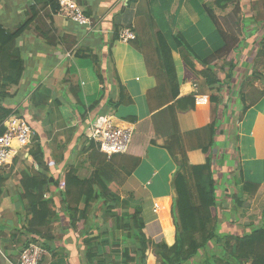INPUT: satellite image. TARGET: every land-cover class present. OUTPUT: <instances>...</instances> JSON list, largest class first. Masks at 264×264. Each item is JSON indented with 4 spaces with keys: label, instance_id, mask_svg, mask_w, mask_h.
<instances>
[{
    "label": "crops",
    "instance_id": "0c3cea01",
    "mask_svg": "<svg viewBox=\"0 0 264 264\" xmlns=\"http://www.w3.org/2000/svg\"><path fill=\"white\" fill-rule=\"evenodd\" d=\"M129 1L77 0L92 20L91 26H81L60 14L51 13L49 0H0V26L7 30H14L30 20L34 13L32 6L37 7L36 16L13 47L14 53L24 60V77L19 87L8 88L11 96L0 101V105L19 111L20 116L31 123L41 136L50 172L60 183L64 182L69 167L78 168L80 177L89 173L88 155L92 149L88 146L87 135L92 122L112 114L118 123L134 125L129 150L112 157L118 175L123 174L118 181L121 196L140 201L147 238L154 243L172 245L176 236L172 209L177 167L166 148L170 130L176 119L188 155L206 146L210 139L207 126L213 118L212 107L200 106L194 112L178 113L176 118L171 110L165 109L171 104V97L169 91L163 93L159 88V83H165V77L159 80L153 73L159 70V63L154 36L157 28L152 24L149 1L139 0L143 10L141 15H136V5L129 6ZM199 1L198 5L214 2ZM239 6L240 9L232 13L233 5L225 10H215L229 33L240 37L242 22L246 23L247 31L240 48L241 65L232 80L235 90L243 86L245 103L249 105L248 109L245 105H237L238 111H234L235 115L241 114L238 145L231 141L229 123L222 122L216 134L220 144L219 157L226 156L225 165L220 169L226 173L224 186L219 192L222 195L221 232L236 236L250 232L252 223L253 227L264 224V218L260 216L264 208V191L256 194L241 210L249 217L244 216L237 222L230 197L235 185L228 180L232 174L236 175L235 170L239 173V167L245 180L264 185V162L261 163L264 161V74L263 66L257 68L254 65L259 41L264 36V0H240ZM171 14L177 17L178 30L200 20L194 0H175ZM115 22L120 29L132 25L142 46L137 49L132 42L117 40L112 43L110 56ZM173 57L179 81H184L180 83V96L192 94L194 84L198 85L200 94L210 95L204 80L185 79L180 54L174 51ZM257 69L259 74L251 75ZM117 76L133 103L114 109L107 103L110 98H117ZM103 92L100 104L90 109ZM34 94L36 102L32 103L30 98ZM132 117L137 118L136 123L129 121ZM193 155L200 158L196 153ZM24 157L31 159L29 153ZM14 160L8 168H3L9 174L8 179L0 182V264L17 263L25 248L24 243L32 239L27 233L28 217L21 201L23 162ZM57 194V187L52 185L45 198L53 197L58 205ZM154 203L159 204L158 213L153 212ZM250 211L257 214L250 217ZM61 222L60 227H52V234L56 237L54 244L60 252L64 250L67 263L81 264L84 248L77 240L79 234L68 229V218L63 217ZM151 257L149 253L148 264ZM44 259L50 264L53 260L51 253Z\"/></svg>",
    "mask_w": 264,
    "mask_h": 264
},
{
    "label": "trees",
    "instance_id": "16d2710c",
    "mask_svg": "<svg viewBox=\"0 0 264 264\" xmlns=\"http://www.w3.org/2000/svg\"><path fill=\"white\" fill-rule=\"evenodd\" d=\"M147 1L153 27L157 28L154 36L159 70L153 73L159 80L165 77V83H159V88L163 93L169 91L171 97V104L165 109L171 110L176 118L178 113L194 112L200 106H205L197 105L193 94L180 96V83L184 81H179L178 78L173 57V52L176 51L181 56L185 79L204 80L208 86L210 95L206 106L212 107L213 115L207 126L210 132L208 144L189 155L181 142L176 119L175 128L170 130L166 148L177 167L174 177L176 197L172 209L175 242L168 245L166 242L154 243L147 238L140 201L131 196L122 197L119 193L120 184L114 178L117 170L112 161L114 155L108 158L98 150L94 142L87 139L88 146L92 149L88 155L91 165L89 173L80 177L78 168L69 167L62 184L51 174L41 136L32 127L34 133L28 151L31 159L24 160L20 172L21 201L28 217L27 233L32 236V239L24 243L23 251L30 244L36 243L51 253L53 260L50 264H69L64 250L61 249L60 252L56 248V237L52 234V227H60L61 219L66 217L68 229L79 234L77 240L84 248L81 264H148L149 253L152 254L150 264H264V224L253 227L252 223V230L242 236L221 232L222 195L219 192L224 186L226 173L220 169L225 165L226 156L219 157L220 144L216 134L222 122L231 123V141L238 145L239 126L237 124L231 128L236 116L234 111H238L237 105H245V109L249 105L246 106L245 103L243 86L237 90L232 87L236 69L241 65L240 48L247 34L246 23L239 25L241 34L238 37L224 29L215 10H225L230 5L238 10L240 0H214L211 5H198V0H194L200 20L197 24L189 23L179 30L176 27L177 17L171 14L175 0ZM48 4L51 13H56L59 9V0H49ZM132 5H136V15H141L142 3L130 0L129 6ZM32 7L34 13L30 20L14 30L0 26V101L11 96L8 88L19 87L24 77V60L14 53L13 47L37 14V7ZM126 27L133 29L130 24ZM120 30L119 24L115 22V36L109 47L110 56L112 43L119 40ZM131 42L137 49L142 46L138 37ZM254 65L257 68L264 66V36L259 41ZM258 73L257 69L251 75ZM116 80L119 84L117 98H110L107 103L114 109L133 103L118 76ZM35 95L30 98L32 103L36 102ZM103 97L104 92L90 105V109L96 108ZM241 98V103L238 104L237 101ZM11 115L21 114L0 105V136L6 129L5 120ZM131 119L130 122L136 123V117ZM29 124L31 125L30 122ZM227 131L226 129V134ZM152 142L155 143L154 139ZM16 161L15 159L14 162ZM8 175L0 168V182L6 181ZM228 180L235 185L230 197L232 210L236 213L237 222H240L242 217H249L242 214L241 210L256 194L264 191V185L245 180L241 169ZM52 185L58 190V205L53 197L45 198ZM249 214L254 217L257 213L250 211ZM260 216L264 218V208ZM210 244L213 245L212 248ZM202 255L204 256L201 257ZM45 257L46 255L40 264H46Z\"/></svg>",
    "mask_w": 264,
    "mask_h": 264
},
{
    "label": "built area",
    "instance_id": "2783aa9c",
    "mask_svg": "<svg viewBox=\"0 0 264 264\" xmlns=\"http://www.w3.org/2000/svg\"><path fill=\"white\" fill-rule=\"evenodd\" d=\"M56 13L81 26L92 25V20L76 0H59V9ZM136 37V33L130 27H124L119 32V40L125 43L135 40ZM197 87L198 85L194 84L195 89L192 93L196 104L207 105L208 95L200 94ZM4 123L6 129L0 136V168H8L15 157L21 153H28L34 133L29 122L19 115H11ZM134 130V125L127 122L118 123L115 116L110 114L90 124L87 139L94 142L98 150L110 158L129 150ZM158 210L159 204L154 203L153 212L158 213ZM47 254L42 246L32 243L21 253L17 264H40Z\"/></svg>",
    "mask_w": 264,
    "mask_h": 264
},
{
    "label": "rangeland",
    "instance_id": "374dc122",
    "mask_svg": "<svg viewBox=\"0 0 264 264\" xmlns=\"http://www.w3.org/2000/svg\"><path fill=\"white\" fill-rule=\"evenodd\" d=\"M76 2H77V0H76ZM78 3V2H77ZM232 12H235V8H233V11H231V13ZM259 74V73H258ZM262 74H264V66L262 67ZM203 95H205V94H203ZM237 103L239 104V103H241V99H238V101H237ZM115 111V110H114ZM241 115H240V113H238V114H236V116H234V118H233V121H232V126H231V128L233 129L234 128V126H236L237 124H238V121H239V117H240ZM228 125H231V123H229ZM230 128V127H229ZM239 130H240V128L238 127L237 128V133L239 132ZM24 154L25 153H21V154H19L18 156L19 157H17V163H19L20 161H22V162H24V160H25V158L26 157H24ZM234 154H236V153H234ZM30 159V158H29ZM19 161V162H18ZM263 160L261 161V163L263 164ZM233 163V161H231V163L230 164H232ZM238 169H240L239 167H237ZM118 173H119V171H115V176H114V178L117 180V181H119L120 182V178H121V176H123V174H120V175H118ZM234 173H236V175H237V172H236V170L234 171ZM258 178V177H257ZM256 178V179H257ZM254 179V178H253ZM258 180H260V179H258ZM254 182V181H253ZM256 183V182H255ZM120 195L122 194L121 193V187H120ZM123 195V194H122ZM204 255H202L201 257H203Z\"/></svg>",
    "mask_w": 264,
    "mask_h": 264
},
{
    "label": "water",
    "instance_id": "95a60500",
    "mask_svg": "<svg viewBox=\"0 0 264 264\" xmlns=\"http://www.w3.org/2000/svg\"><path fill=\"white\" fill-rule=\"evenodd\" d=\"M175 197H176V193H175V195H174Z\"/></svg>",
    "mask_w": 264,
    "mask_h": 264
}]
</instances>
